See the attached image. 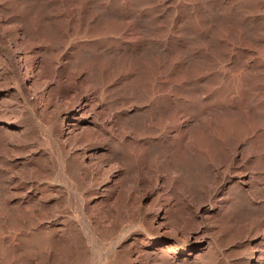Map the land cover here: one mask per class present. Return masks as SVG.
Returning a JSON list of instances; mask_svg holds the SVG:
<instances>
[{"label": "bare ground", "instance_id": "1", "mask_svg": "<svg viewBox=\"0 0 264 264\" xmlns=\"http://www.w3.org/2000/svg\"><path fill=\"white\" fill-rule=\"evenodd\" d=\"M260 18L0 0V264H264Z\"/></svg>", "mask_w": 264, "mask_h": 264}, {"label": "rangeland", "instance_id": "2", "mask_svg": "<svg viewBox=\"0 0 264 264\" xmlns=\"http://www.w3.org/2000/svg\"><path fill=\"white\" fill-rule=\"evenodd\" d=\"M254 3L256 4V7L258 8V11H259V17H261L260 21H264V14H262V13H264V0H254ZM259 52L261 54V55H259L261 57V59H264V46L259 47ZM182 105L185 106L186 104L183 103ZM97 122L99 123V121H97ZM225 157L226 156H224L222 158L224 159ZM257 157H258V159H257ZM257 157L253 158L252 160L251 159L247 160V164H249V166L257 167V168H259L261 170H264V157H262V155L261 156H257ZM226 158H228V156ZM255 160H256V162H255ZM258 165H260L262 167H260V166L258 167ZM148 201L150 203L152 200L151 201L148 200Z\"/></svg>", "mask_w": 264, "mask_h": 264}]
</instances>
